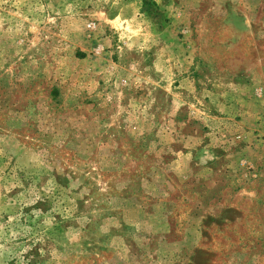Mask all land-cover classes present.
I'll return each instance as SVG.
<instances>
[{
    "label": "rangeland",
    "instance_id": "rangeland-1",
    "mask_svg": "<svg viewBox=\"0 0 264 264\" xmlns=\"http://www.w3.org/2000/svg\"><path fill=\"white\" fill-rule=\"evenodd\" d=\"M0 264H264V0H0Z\"/></svg>",
    "mask_w": 264,
    "mask_h": 264
}]
</instances>
